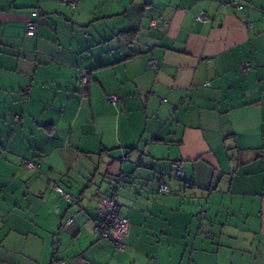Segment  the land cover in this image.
<instances>
[{
  "label": "crops",
  "instance_id": "obj_1",
  "mask_svg": "<svg viewBox=\"0 0 264 264\" xmlns=\"http://www.w3.org/2000/svg\"><path fill=\"white\" fill-rule=\"evenodd\" d=\"M74 1L0 0V264H264V0Z\"/></svg>",
  "mask_w": 264,
  "mask_h": 264
},
{
  "label": "built area",
  "instance_id": "obj_2",
  "mask_svg": "<svg viewBox=\"0 0 264 264\" xmlns=\"http://www.w3.org/2000/svg\"><path fill=\"white\" fill-rule=\"evenodd\" d=\"M72 6L75 5L74 0H62ZM43 14L40 10L35 9L31 11V18L26 21V35L34 36L35 31L37 28L38 20L42 18ZM204 16L203 13H200L197 16V19H202ZM160 22H162L161 18H152L149 22L151 27H156ZM153 64V61H150ZM242 71L246 72L250 69L249 62H242L241 63ZM81 88L79 91V95L82 98H85L88 94L87 88V79L85 75L81 79ZM107 99L110 102H117L119 97L117 94H110L107 96ZM15 120L17 122L20 121L19 116H15ZM126 160L127 157L122 158ZM23 165L28 169H40V164L35 162L30 158H23L22 160ZM138 165L146 166L144 162H139ZM174 176L177 179L182 180L183 178V169L180 164H174ZM56 189L60 192H63L65 198L70 202H77V198L71 196L68 193H65L60 187H56ZM166 190L165 183L163 181H158V191L164 192ZM101 203L103 205V210L101 215L95 220L93 229L94 231L99 233L101 239L108 240L113 243L115 249H123L125 244L122 240L123 235L126 233L128 228L129 220L127 217L123 216L120 212V204L116 201L113 193V189L110 193L103 195L101 198ZM72 218L67 219V223H70Z\"/></svg>",
  "mask_w": 264,
  "mask_h": 264
},
{
  "label": "trees",
  "instance_id": "obj_3",
  "mask_svg": "<svg viewBox=\"0 0 264 264\" xmlns=\"http://www.w3.org/2000/svg\"><path fill=\"white\" fill-rule=\"evenodd\" d=\"M124 157H127V155H124ZM126 160H128V157H127ZM124 179H125V177H122V178H121V180H124ZM158 181H163V180H162V179H159ZM163 182H164V181H163ZM112 189H113L114 197H115V199H116V187H115V186H111V187H109L107 193H105L104 195L110 193V191H111ZM116 201H117V199H116ZM117 202H118V201H117Z\"/></svg>",
  "mask_w": 264,
  "mask_h": 264
}]
</instances>
